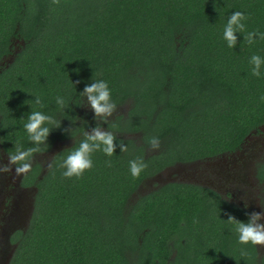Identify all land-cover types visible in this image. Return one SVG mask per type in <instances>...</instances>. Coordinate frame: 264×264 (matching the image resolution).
Here are the masks:
<instances>
[{
  "label": "trees",
  "instance_id": "1",
  "mask_svg": "<svg viewBox=\"0 0 264 264\" xmlns=\"http://www.w3.org/2000/svg\"><path fill=\"white\" fill-rule=\"evenodd\" d=\"M236 11L248 19L229 48L223 32ZM253 31L264 33V0H0V148L34 146L24 128L32 111L61 122L34 156L73 140L51 170L32 163L23 176L37 194L28 229L11 237L10 264H264L226 222L248 212L214 190L169 183L129 203L167 168L235 154L264 128V66L255 77L249 63L264 59V40H244ZM93 79L117 108L131 104L128 116L101 122L128 151H97L90 171L68 179L66 150L97 125L76 123ZM153 136L160 147L149 154ZM137 158L147 168L134 179Z\"/></svg>",
  "mask_w": 264,
  "mask_h": 264
},
{
  "label": "clouds",
  "instance_id": "2",
  "mask_svg": "<svg viewBox=\"0 0 264 264\" xmlns=\"http://www.w3.org/2000/svg\"><path fill=\"white\" fill-rule=\"evenodd\" d=\"M52 3L59 5L60 0H52ZM247 19L248 17L240 11L234 12L229 17L223 32V38L229 48L237 46V33L245 32V21ZM257 36L259 39L264 40V33H260L259 31L248 32L244 40L249 45H252L256 43ZM249 63L252 65L251 74L259 77L261 75V68L264 66V59L259 55H253ZM80 95L87 98L88 105L95 114L97 125L84 133V139L80 141L78 146L66 150L69 154L63 160L60 167L65 169L62 175L68 179L73 177L82 178L86 171H90L94 166L92 155L97 151H102L108 157H112L116 153L117 147L121 153L128 151V146L122 141L117 144L113 133L106 130L101 123H107L108 119L117 109V105L111 99L108 84L103 80L93 79V82L87 85ZM261 99L264 100V97H261ZM34 103L41 107L43 106L42 98L38 95L35 96ZM56 103L61 109L66 107V101L63 97H57ZM60 127L61 122L56 121L52 116L46 115L41 111H32L28 115L24 128L28 134V139L34 146L24 150L15 145L14 150H9L7 153V163H3V156L0 155V174L12 173L13 169L17 177L28 173L32 167L34 154L42 152L41 146L48 145V138L53 129H59ZM65 131L70 130L66 129ZM148 143L153 150H157L160 147L159 137L153 136L149 138ZM54 160L55 157H53V162ZM53 162L48 164L50 170L53 167ZM106 164L108 167H111V160L106 161ZM129 167L131 176L134 179H138L147 168V164L142 158H137L129 162ZM260 206L264 208V205ZM245 207H248L247 202H245ZM247 216V222H242L237 220L235 216L228 214L226 222L234 225L235 231L238 234V242L241 245L264 246V223L260 222L264 220V212H251L247 213ZM241 254L247 255L244 251Z\"/></svg>",
  "mask_w": 264,
  "mask_h": 264
},
{
  "label": "flooded vegetation",
  "instance_id": "3",
  "mask_svg": "<svg viewBox=\"0 0 264 264\" xmlns=\"http://www.w3.org/2000/svg\"><path fill=\"white\" fill-rule=\"evenodd\" d=\"M252 138H255L257 140L262 139L260 142L261 144L260 143L257 144L255 142L252 143L251 142ZM222 157L227 158L229 161L226 166L219 165L218 167L217 165L211 163V159H209L208 161L211 163L209 164V166L207 165V163H205L206 165L204 164L205 167L203 166V168H206L207 170V172H204V174H206L209 177L204 179L203 174L201 176H198L199 171H197L198 170L197 169L195 170L194 173L190 175L189 174L185 175V178L191 179L189 180V182L179 181L174 183H188V184L200 185L202 187H206L211 190H214L221 197H223V199L237 205L238 207H240L241 209L245 210L248 213L264 212V208H261L260 206V205H264V192L262 198H260L259 190H258V189L264 190V185H262L258 179V168L262 163H264V128L255 135L250 136L247 142L241 148V150L237 151L235 154L224 155ZM194 163H203V162L197 161ZM161 174L162 173L157 175V177H159ZM208 178H210V180H208ZM212 183H214V185H212ZM18 185H19V189H21L20 185L22 186V180H20ZM18 185L16 184V190L18 189ZM23 188L25 190L36 189L35 187H29V188L23 187ZM0 198H1L0 209L3 208V206L1 205L4 204V206L8 209L9 216L11 217V219H13L12 223H9V221L6 223L7 224L6 229H3L2 235L0 236V239L5 243L3 248L1 249L2 251H0V264H10L15 251V249L11 250L12 235L10 234L16 225H21V220L24 221L26 227L29 224L31 214H29L28 210H26V212H23L21 214V220H20V217H18V213H17L18 210L20 209V205H18V200L17 197H15V194L13 193L10 195L2 194ZM8 202L10 203L7 205ZM245 202H247L248 207H245ZM256 202L259 205L257 208L251 206ZM260 222L264 223V220H261ZM19 231H24V230H19ZM2 241H0L1 244ZM257 247L259 250V255L262 256L261 252L264 251V247L263 246H257ZM9 257H11L10 261H9Z\"/></svg>",
  "mask_w": 264,
  "mask_h": 264
},
{
  "label": "rangeland",
  "instance_id": "4",
  "mask_svg": "<svg viewBox=\"0 0 264 264\" xmlns=\"http://www.w3.org/2000/svg\"><path fill=\"white\" fill-rule=\"evenodd\" d=\"M131 109H132L131 104L127 103L123 107L117 108L116 111L114 112V114L109 119H112L115 116H120V115H124L126 117V116H128ZM94 119H95V114L91 110L90 106L88 105L87 98H85V103L84 104L82 103V105L80 107L79 120L76 121V123H79V125H82L84 123L91 124L94 121ZM82 121H84V122H82ZM103 127H104V125H103ZM91 128H94V125L89 126L88 131H90ZM105 129L107 130V128H105ZM134 140L136 141V143L138 145L141 144V141L139 138L134 139ZM261 140L262 139L257 140L255 138H252L251 142L252 143L255 142V143L259 144L261 142ZM72 144H73V140L63 141V142L57 143V145L55 146L53 151H50L48 153L41 154V155L40 154L35 155L33 157L32 163H40L41 166L43 167L44 173H46L47 170L49 169L48 164L50 162H52L53 157H55L63 149H66V148H69L70 146H72ZM146 152L151 154L154 152V150L149 148ZM0 155L3 156V163H7L8 156L2 151L1 148H0ZM208 161L209 160L202 161L203 163L178 164V165H175L173 167L166 169L164 172H162V174L159 177L156 176L157 178L155 177L154 179L151 178V179L147 180L146 184L143 185L137 191V193H135L131 197L129 203L131 205H133L139 199V197L146 196L147 194L156 190V188L158 189V187L164 186L166 184L179 182V181H188L189 182V180H191V179L185 178V175L186 174L190 175V174L194 173L195 170H197V169H198L197 171H199L198 176H201L203 174L204 179L209 177L206 174H204V172H207L206 168H203V166L205 167V165H206L205 163H207L208 166H209V164L212 163V164L217 165L219 167V165L226 166L229 162L227 158H223V157L211 159V163ZM24 175L17 177L15 175L14 169H13L12 173L0 174V196L2 194H4V195H8V194L10 195L12 193L15 194V197H17V200H18V205H20V209L17 212L18 217H20V220H21V214L23 212H26V210H28L29 214H31V216H30V220H31V217H32V214L34 211L37 190L36 189L25 190L21 185H20L21 189H19L18 183L20 182V180H22ZM198 176H196V177H198ZM208 180H210V178H208ZM211 181H212V179H211ZM192 182H194V181H192ZM16 184L18 185L17 190H16ZM212 185H214V183H212ZM258 190H259V196H260V198H262L264 190L263 189H258ZM0 200H1V198H0ZM9 203L10 202H8L7 205ZM1 206H3V208L0 209V236L2 235L3 229H6V225H7L6 223L8 221H9V223H12V220H13L9 216L8 209L4 206V204H2ZM251 206H254L257 208L259 205L256 202V203L252 204ZM30 220H29V224H30ZM261 223H263V222H261ZM29 224L25 227L24 221L21 220V225H16L14 227V229L12 230L10 235L13 236L19 230L26 231L29 227ZM9 225H11V224H9ZM0 241H2V240L0 239ZM4 244H5L4 241H2V244L0 242V251H2L1 249L3 248ZM12 249H15V246L13 244H12L11 250ZM6 252H8V251H6ZM261 255L264 256V251L261 252Z\"/></svg>",
  "mask_w": 264,
  "mask_h": 264
},
{
  "label": "water",
  "instance_id": "5",
  "mask_svg": "<svg viewBox=\"0 0 264 264\" xmlns=\"http://www.w3.org/2000/svg\"><path fill=\"white\" fill-rule=\"evenodd\" d=\"M36 190H37V189H36ZM10 259H11V257H9V261H10ZM9 261H8V262H9Z\"/></svg>",
  "mask_w": 264,
  "mask_h": 264
}]
</instances>
